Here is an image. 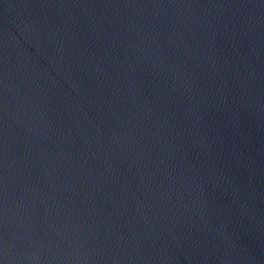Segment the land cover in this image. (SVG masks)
<instances>
[{"label":"water","instance_id":"1","mask_svg":"<svg viewBox=\"0 0 264 264\" xmlns=\"http://www.w3.org/2000/svg\"><path fill=\"white\" fill-rule=\"evenodd\" d=\"M0 264H264V0H0Z\"/></svg>","mask_w":264,"mask_h":264}]
</instances>
